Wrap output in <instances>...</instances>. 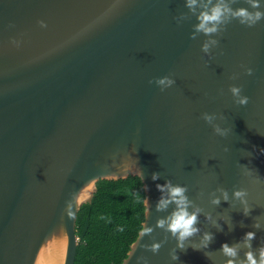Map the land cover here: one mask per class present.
<instances>
[{
  "label": "water",
  "instance_id": "obj_1",
  "mask_svg": "<svg viewBox=\"0 0 264 264\" xmlns=\"http://www.w3.org/2000/svg\"><path fill=\"white\" fill-rule=\"evenodd\" d=\"M220 2L0 0V264H75L81 207L100 179L132 175L145 220L121 264H227L224 243L240 264L249 231L259 255L264 19L248 27L234 14L264 12V0H222L231 12L217 31H197ZM167 182L197 214L185 250L168 229L177 204L157 188ZM161 199L172 202L158 210Z\"/></svg>",
  "mask_w": 264,
  "mask_h": 264
},
{
  "label": "trees",
  "instance_id": "obj_2",
  "mask_svg": "<svg viewBox=\"0 0 264 264\" xmlns=\"http://www.w3.org/2000/svg\"><path fill=\"white\" fill-rule=\"evenodd\" d=\"M97 187L78 214L75 264H121L145 220L144 183L132 175L100 179Z\"/></svg>",
  "mask_w": 264,
  "mask_h": 264
},
{
  "label": "clouds",
  "instance_id": "obj_3",
  "mask_svg": "<svg viewBox=\"0 0 264 264\" xmlns=\"http://www.w3.org/2000/svg\"><path fill=\"white\" fill-rule=\"evenodd\" d=\"M196 4V0H188V7L192 8L193 5ZM253 8H260V0H253L252 2ZM225 12H231V9L227 8L226 5H223L222 0L220 3H217L214 7L211 8L210 11L202 12L201 15L198 17L199 23L196 26L197 31H203L206 35L213 33L217 31L216 25L222 22V17L224 16ZM236 17L243 18L241 19V23H245L246 21H251V23H248V27L255 26L256 22L260 21L261 19H264V12L256 11L255 13H249L246 8H240L235 14ZM214 43V42H213ZM208 45H204V50H207ZM249 74L252 73V69H248ZM167 82V84L173 83V81L168 80L167 78L161 79L158 81L159 84L163 85ZM233 95L238 96L240 89L233 87L231 89ZM248 97H242L239 99L238 103L241 105H246L248 103ZM207 118V117H206ZM217 132H220V129H216ZM223 134V133H222ZM227 150V149H226ZM158 178V174H153V179ZM168 187L170 189V194L172 197V201H175L177 204V210L173 212V214L168 218V229L173 233L177 234L178 236V242H177V248L181 250H185V245L183 241L194 235L196 232L199 231V229L195 228L194 225L197 223V214L196 213H189L187 211V201L186 197L183 196V193L185 192V188L182 187H171L170 182H167L165 185H157V188L163 192L164 188ZM83 189H81L78 197H77V203L79 201L83 200ZM234 195L237 198H240L242 196L247 195L246 191L239 190L234 192ZM90 198V196H89ZM179 198V199H177ZM169 200L161 199L157 205L158 210H161L163 208H166L168 203L172 202ZM214 203H219V200L214 201ZM250 210L245 209V215L248 214ZM70 218L73 217V214L69 213ZM166 221L161 220L159 221V226L163 227ZM253 227H258V225H253ZM213 237L211 234H206L205 239L208 241H211ZM256 238V233L253 231L246 232L243 236V239L245 241L246 247L249 249L244 255V258L240 261V264H264V245H261L258 249L259 255L257 256L253 251H251L252 245L251 241H253ZM196 250H199V248H193ZM221 250L223 253L230 257L227 261V264H236V257H237V251L235 247H229L227 243H224L221 245ZM152 251L154 253L159 252V245H154L152 247ZM174 259H178V256L175 255L173 257Z\"/></svg>",
  "mask_w": 264,
  "mask_h": 264
}]
</instances>
